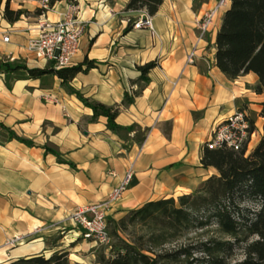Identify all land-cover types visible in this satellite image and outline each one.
<instances>
[{
    "label": "crops",
    "instance_id": "1",
    "mask_svg": "<svg viewBox=\"0 0 264 264\" xmlns=\"http://www.w3.org/2000/svg\"><path fill=\"white\" fill-rule=\"evenodd\" d=\"M69 1L55 0L42 12L35 0H0V62L44 66L26 42L42 21L60 18ZM73 1L85 26L70 65L85 58L97 63L78 71L71 84L118 105L116 122L133 127L114 130L107 116L93 118L92 108L56 74L32 78L23 69L0 68V264L62 248L71 264H98V252L110 254V247L82 237L71 213L106 198L130 164L131 182L109 209L115 219L148 200L201 188L216 173L202 163L203 141L237 107L245 106L257 123L255 145L263 133L261 80L253 72L229 77L216 64V35L230 2L198 37L196 18L216 0H162L153 14L126 9L128 0ZM7 4L24 10L17 20L5 17ZM146 14L155 33L133 25ZM193 48L195 59L186 62ZM150 60L156 64L145 77L139 66ZM126 91L134 98L124 104ZM49 92L57 101L44 96ZM15 235L14 244H4Z\"/></svg>",
    "mask_w": 264,
    "mask_h": 264
},
{
    "label": "trees",
    "instance_id": "2",
    "mask_svg": "<svg viewBox=\"0 0 264 264\" xmlns=\"http://www.w3.org/2000/svg\"><path fill=\"white\" fill-rule=\"evenodd\" d=\"M161 2L128 0L125 8L145 7L153 14ZM23 12L22 8L13 9L8 4L4 10L5 17L12 21ZM96 63L93 58H85L77 64L55 67L52 63L28 66L25 62L6 60L0 62V68L23 69L32 78L56 74L69 92L92 108L93 118L105 115L109 128L131 129L132 125L116 122L118 105L91 99L71 84L78 71H86ZM155 64L150 60L140 65L143 76ZM216 64L229 77L253 72L264 88V0H230L216 35ZM133 98L126 91L123 103H130ZM261 111L264 115V101ZM46 148L65 161L59 151L50 146ZM201 160L205 166L215 167L216 173L208 176L195 193L148 200L117 220L110 218L109 230L111 224L110 232L115 237L109 244L112 252L100 250L98 264H264V125L260 140L248 154L244 149L204 148ZM245 199L255 201L257 206L242 204ZM210 223L215 224L212 232L207 228ZM191 229L206 235H199L194 243L161 249ZM120 231L130 233L129 239L122 237ZM238 248H242L243 256L235 259ZM4 264H71V261L68 250L62 248L50 255L35 253Z\"/></svg>",
    "mask_w": 264,
    "mask_h": 264
},
{
    "label": "built area",
    "instance_id": "3",
    "mask_svg": "<svg viewBox=\"0 0 264 264\" xmlns=\"http://www.w3.org/2000/svg\"><path fill=\"white\" fill-rule=\"evenodd\" d=\"M24 1V0H22ZM39 8L44 12L51 7V0H35ZM230 0H216L213 6L196 18L199 29L198 37L204 36L215 15L229 5ZM78 4L69 1L66 9L60 13V18L56 20H44L39 24L37 34L28 38L26 49L33 54V59L37 63H52L55 67L70 65L73 55L80 48L81 36L84 32V23L78 17ZM134 26L148 27L153 33V23L149 14L141 15L133 22ZM4 39L9 35L5 34ZM196 49H191L186 55V62L195 59ZM45 97L57 101V97L52 93L44 94ZM2 124L0 122V128ZM259 136L258 126L245 106L237 107L226 117L222 118L212 128L211 134L203 141L204 148H225L234 150L244 149L248 154L255 146V141ZM133 176V164L125 170L120 181L114 186L109 195L95 203L83 207H77L72 211L71 216L81 227L82 237L93 240L99 245H109L111 243V233L108 226L109 209L131 182ZM20 236L6 238L5 245L14 244Z\"/></svg>",
    "mask_w": 264,
    "mask_h": 264
},
{
    "label": "rangeland",
    "instance_id": "4",
    "mask_svg": "<svg viewBox=\"0 0 264 264\" xmlns=\"http://www.w3.org/2000/svg\"><path fill=\"white\" fill-rule=\"evenodd\" d=\"M242 204H246V205H248L250 207H256L257 206V203L255 201L248 200V199L243 200ZM110 218H112V217H109L108 221L110 220ZM113 219H115V218H113ZM117 219L118 218H116V220ZM207 226H208L207 228H209L210 232H212L213 231L212 229L215 227V224L210 223ZM112 228L113 227H111V224H110V230ZM131 228L132 227H129V229H131ZM129 234L130 233H127L125 231H120V235L122 237L126 238V239H129ZM199 235H201V234L197 233V230H194V229L188 230L187 232L179 235V237H177V239H175L173 242L166 243L161 249L170 248V247H173V246H176V245H180V244H186V243H189V242L194 243L198 239ZM205 235L206 234L202 233L201 236L204 237ZM252 237H256V235H253ZM114 240H115V237L111 233V242L114 241ZM101 246H103V248L110 247V245H104V244L101 245ZM194 254H196V253H194ZM242 256H243L242 248H238L236 250V254L234 255V258L237 259V258H241ZM179 261L184 262V261H187V260H179ZM232 261H234V260H232ZM194 264H198V263L194 262Z\"/></svg>",
    "mask_w": 264,
    "mask_h": 264
}]
</instances>
